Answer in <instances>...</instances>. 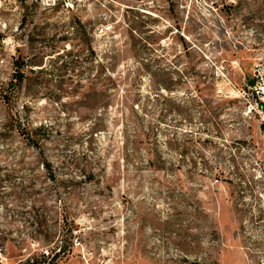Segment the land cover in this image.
Instances as JSON below:
<instances>
[{"label":"rangeland","instance_id":"rangeland-1","mask_svg":"<svg viewBox=\"0 0 264 264\" xmlns=\"http://www.w3.org/2000/svg\"><path fill=\"white\" fill-rule=\"evenodd\" d=\"M19 57L0 264H264V122L238 92L264 0H0L4 84Z\"/></svg>","mask_w":264,"mask_h":264},{"label":"trees","instance_id":"trees-1","mask_svg":"<svg viewBox=\"0 0 264 264\" xmlns=\"http://www.w3.org/2000/svg\"><path fill=\"white\" fill-rule=\"evenodd\" d=\"M26 16H24V19ZM12 66L14 67V72L12 74V78L10 79L9 83L4 84L3 82L0 83V97L4 103H11L16 90L21 87L22 83L25 81V76L22 71L23 67L25 66V62L22 57L17 59L13 58ZM16 131L19 136L23 137L24 142L34 148L39 150V160L41 165L43 166L44 170L49 173L52 180H55L53 175V166L52 163L49 162L46 157H44V153L41 150V140L37 137V134L30 131L27 125L22 124L19 121H16L15 125ZM56 254L54 257H56ZM21 264H38L37 259H29L25 263Z\"/></svg>","mask_w":264,"mask_h":264},{"label":"built area","instance_id":"built-area-1","mask_svg":"<svg viewBox=\"0 0 264 264\" xmlns=\"http://www.w3.org/2000/svg\"><path fill=\"white\" fill-rule=\"evenodd\" d=\"M249 103V110L264 122V61L255 66L252 85L243 91H238Z\"/></svg>","mask_w":264,"mask_h":264}]
</instances>
